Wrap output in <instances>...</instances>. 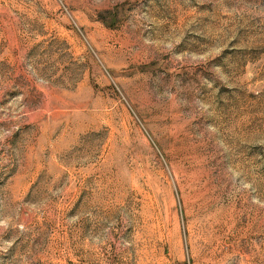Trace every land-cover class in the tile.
Returning <instances> with one entry per match:
<instances>
[{
	"label": "rangeland",
	"instance_id": "obj_1",
	"mask_svg": "<svg viewBox=\"0 0 264 264\" xmlns=\"http://www.w3.org/2000/svg\"><path fill=\"white\" fill-rule=\"evenodd\" d=\"M0 264H264V0H0Z\"/></svg>",
	"mask_w": 264,
	"mask_h": 264
}]
</instances>
